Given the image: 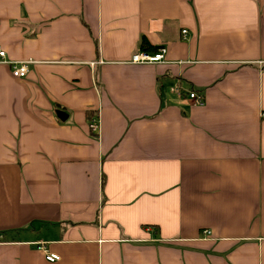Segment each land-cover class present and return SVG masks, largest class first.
Instances as JSON below:
<instances>
[{"label": "crops", "instance_id": "obj_1", "mask_svg": "<svg viewBox=\"0 0 264 264\" xmlns=\"http://www.w3.org/2000/svg\"><path fill=\"white\" fill-rule=\"evenodd\" d=\"M0 50V264H264V0H0Z\"/></svg>", "mask_w": 264, "mask_h": 264}, {"label": "built area", "instance_id": "obj_2", "mask_svg": "<svg viewBox=\"0 0 264 264\" xmlns=\"http://www.w3.org/2000/svg\"><path fill=\"white\" fill-rule=\"evenodd\" d=\"M185 31H181V35L184 37ZM165 54L164 48L157 49L152 55H147L144 52H139L132 54L129 60V63L131 64H143V63H158L161 62L163 59V56ZM0 62L6 63L9 65L10 68V74L14 78H25L27 75L28 69H27V62H7L4 60V53L0 50ZM187 98L189 101L192 102L194 105H201L202 100L199 98L194 92L190 91L187 93ZM261 117L264 118V113L261 114ZM88 129L91 133L97 134L99 130V124H98V116L91 118L88 121ZM203 235H208V232L204 231ZM58 259L56 255L48 254L45 256V260L47 262H54Z\"/></svg>", "mask_w": 264, "mask_h": 264}, {"label": "water", "instance_id": "obj_3", "mask_svg": "<svg viewBox=\"0 0 264 264\" xmlns=\"http://www.w3.org/2000/svg\"><path fill=\"white\" fill-rule=\"evenodd\" d=\"M57 116L60 120H63V118H65V116L62 113H57Z\"/></svg>", "mask_w": 264, "mask_h": 264}, {"label": "trees", "instance_id": "obj_4", "mask_svg": "<svg viewBox=\"0 0 264 264\" xmlns=\"http://www.w3.org/2000/svg\"><path fill=\"white\" fill-rule=\"evenodd\" d=\"M141 47L142 48L146 47V42L144 40L141 41Z\"/></svg>", "mask_w": 264, "mask_h": 264}]
</instances>
